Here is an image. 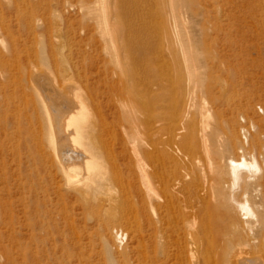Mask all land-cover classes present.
Wrapping results in <instances>:
<instances>
[{"label": "rangeland", "instance_id": "1", "mask_svg": "<svg viewBox=\"0 0 264 264\" xmlns=\"http://www.w3.org/2000/svg\"><path fill=\"white\" fill-rule=\"evenodd\" d=\"M168 1L0 0V264H149L145 185L125 166L135 162L133 146L146 137L145 129L133 130V121L146 117L147 84L161 64L177 66L175 87L185 94L168 102V120L175 117L186 140L190 128L198 136L207 132L210 153H199L198 170L208 166L209 156L225 167L231 157L244 155L248 161L256 157L257 176L264 174V0H176L183 1L176 11ZM140 16L154 29L149 36L139 29ZM38 73L77 86V101L90 114L84 141L94 144L101 160L125 167L126 178L84 194L68 184L32 83ZM253 195L252 209L264 214V200ZM243 217L245 223L253 219ZM238 232L235 225L220 228L222 239L249 252L252 233ZM199 235L193 231L186 238L197 241ZM252 241L260 246L252 254L260 256V240ZM176 261L172 255L168 264Z\"/></svg>", "mask_w": 264, "mask_h": 264}, {"label": "bare ground", "instance_id": "2", "mask_svg": "<svg viewBox=\"0 0 264 264\" xmlns=\"http://www.w3.org/2000/svg\"><path fill=\"white\" fill-rule=\"evenodd\" d=\"M182 2L169 0L170 11L178 10L177 6L182 4ZM173 11L171 13L175 17ZM138 20L142 21V25L139 28L141 33L149 36V32L154 30L151 28V23H148L147 18L144 16H140ZM56 23L58 24V21ZM54 28L58 29L56 26ZM11 36L9 37L11 38ZM68 40L66 39L65 42ZM61 41L63 42V40ZM61 41L57 44L60 45ZM11 42H9V45H11ZM65 42L61 44L64 48L66 47ZM107 43L111 44V42ZM12 46L14 48L15 45ZM47 47L50 50L49 46ZM68 48L70 49V47ZM63 54L65 55V53ZM5 55L3 54V56ZM6 58L4 59L6 60ZM1 59L3 58L1 57ZM177 74V66L174 64H161L158 66V72L151 74V79L145 92L147 101L150 102V108L146 112V117L144 115L143 117L136 116L133 121V130L135 129L138 132L140 129H145L147 132L146 137L141 141L142 144L135 143L133 146L135 162H128L126 166L124 165L128 168L127 170H129L133 180L140 179L145 185V196L149 204L151 227L148 262L149 264H168L170 257L175 255L177 261L174 264H264V214L261 213V209L254 211L250 204V197L254 196V192L260 198V202L264 200V174L257 176V172L261 169L260 164L256 157L252 161H248L244 155H241L240 159L231 157L227 166L223 167L220 163V158L214 157L215 159L213 160L209 156L208 166L203 165L201 170H198L195 163L199 153L202 151H206V154L210 153L209 145L211 144H207L209 141L206 136L207 132L203 131L202 135L198 136L197 130L190 128L187 134L189 138L186 140L184 134L179 131L183 129L182 125L176 122L173 115L168 120V115L164 111L168 108L169 101L174 100L176 104L179 98L185 99V97L183 98L185 94L181 93L182 95L180 94L179 96V92L175 87ZM194 75H197V73H194ZM7 81L10 80L8 79ZM189 81H194L192 92L197 95V80L192 77ZM32 83L48 117L49 128H47L48 125L46 126L49 130L48 137L55 151L60 156L61 171L68 184H71L77 192L84 194L87 189H106V186H110L113 180L116 181L115 179L119 177L124 179L123 176L128 175V173L122 176L121 169L125 167H120L119 162L116 163L113 160L109 162L108 159H106L107 161L101 160L94 152L96 148L94 144L84 141L83 129L90 127V114L80 104V100L77 101L78 92H74L77 86L75 84L62 85L58 77L55 78L45 73L35 75ZM25 84L27 85V83ZM4 86L7 87L6 84ZM17 87L19 86L17 85ZM8 91L6 90V92ZM2 92L4 91L2 90ZM18 92H20V88L19 90L17 89ZM13 93L16 94V92ZM145 96L143 95V97ZM8 97L6 98L5 96V99H8ZM14 97L16 96L14 95ZM7 101L9 102V100ZM5 105L7 104L5 103ZM12 105L14 104L12 103ZM73 128L74 132L71 130ZM213 135L214 130L210 136L213 137ZM231 144L235 145L233 140ZM212 145H217L215 139ZM103 152L105 153V150ZM132 185L138 196H141L143 193L136 181ZM36 194L38 195V193ZM68 195L70 196V194ZM76 196L78 197V195ZM243 215H250L253 218L252 221L243 222L241 220V218H244ZM228 225H235L240 235L246 236L252 233V237L247 236L252 238L247 242L251 246V250L248 252L247 248L242 247L247 254L238 248L240 242L236 244L233 242L234 240L231 241L232 239H222L220 228ZM190 227H193V229H189ZM105 229H107L106 225ZM193 231L196 234L197 232L200 234L198 236L199 239L189 242L186 236ZM252 240H260V256L252 254L259 250L260 247L259 244L254 245Z\"/></svg>", "mask_w": 264, "mask_h": 264}]
</instances>
